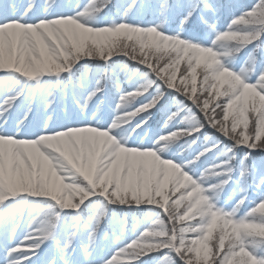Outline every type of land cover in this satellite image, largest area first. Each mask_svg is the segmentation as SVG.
<instances>
[{
    "label": "snow or ice",
    "instance_id": "6c2138e0",
    "mask_svg": "<svg viewBox=\"0 0 264 264\" xmlns=\"http://www.w3.org/2000/svg\"><path fill=\"white\" fill-rule=\"evenodd\" d=\"M0 264H264V0H0Z\"/></svg>",
    "mask_w": 264,
    "mask_h": 264
}]
</instances>
